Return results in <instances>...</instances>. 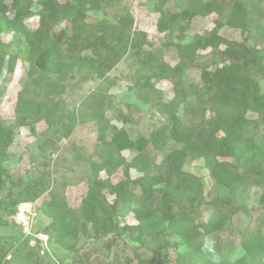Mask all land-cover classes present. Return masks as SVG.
I'll return each instance as SVG.
<instances>
[{
    "label": "rangeland",
    "instance_id": "obj_1",
    "mask_svg": "<svg viewBox=\"0 0 264 264\" xmlns=\"http://www.w3.org/2000/svg\"><path fill=\"white\" fill-rule=\"evenodd\" d=\"M200 1L0 0V264H264V120L245 114L248 157L218 159L231 189L198 155L204 74L245 49L264 95V0Z\"/></svg>",
    "mask_w": 264,
    "mask_h": 264
},
{
    "label": "trees",
    "instance_id": "obj_2",
    "mask_svg": "<svg viewBox=\"0 0 264 264\" xmlns=\"http://www.w3.org/2000/svg\"><path fill=\"white\" fill-rule=\"evenodd\" d=\"M194 8L196 9L195 11L201 13L205 11L206 5L200 0H195ZM167 16V14L161 13V20L159 22L161 25L160 29H162V20L166 19ZM204 41L205 39L196 37L192 43L179 49L182 60L184 58H193L198 50L205 48L207 44ZM242 53L244 55L233 58L235 60L232 59L221 68L202 76L204 84L207 85L206 87L211 92L210 102L216 109L213 112L214 115L211 121L213 132L205 140L201 141L200 146L203 149L198 150V155L203 157L213 181L220 187L226 189H231L236 175L232 171V165L230 163L221 162L218 159L234 158L236 161H239L248 157L251 154L253 144L251 140L243 138L244 135H242L243 130L246 129L249 123L245 119V114L248 111H254L264 120V95L259 93L256 84L244 74L245 68L248 65L259 67L261 63L253 53L250 54L245 49ZM53 57L54 53L41 52L34 59V66L40 71H48L54 66ZM241 71H243L242 74ZM218 133H221L222 136L218 137ZM230 204V200L220 199L215 203L214 209L217 212L221 211V214L225 215L222 209H225ZM85 210L86 212L83 213V218L87 220L90 217V212L92 213L94 208H85ZM60 221L59 219H55L51 224V228L57 230V226L61 223ZM212 226L215 227V224L206 223V225L202 224L201 227L205 231V234H209L212 232L210 231ZM161 249L164 248H154L156 257L162 253ZM185 254H189V252ZM199 257L202 259L201 256ZM186 258L192 259L188 255L183 259L185 260ZM165 261L166 257L162 260H142L140 264L165 263ZM177 261L179 264H183L180 259H177Z\"/></svg>",
    "mask_w": 264,
    "mask_h": 264
}]
</instances>
